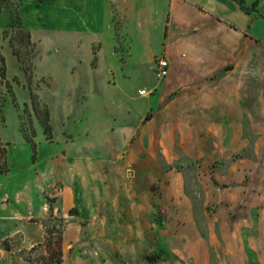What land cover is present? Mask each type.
<instances>
[{
	"label": "rangeland",
	"instance_id": "374dc122",
	"mask_svg": "<svg viewBox=\"0 0 264 264\" xmlns=\"http://www.w3.org/2000/svg\"><path fill=\"white\" fill-rule=\"evenodd\" d=\"M46 23L42 16L28 19L14 0H0V55L7 69L6 79L0 78V169L5 172L0 170V217L42 224L53 242L63 227L72 226L63 244L68 264H231L229 256L211 254L208 262L205 254L218 247L239 249L242 241L247 248L264 235L257 213L233 208L244 206L264 184V173L229 174L234 156L241 154L228 153L199 172L198 163L177 161L169 142L159 150L163 174L152 176L151 161L138 158L144 147H126L110 135L109 101L134 115L136 106L143 110L148 102L129 99L140 97V90L153 94L160 84L155 68L164 57L165 33L118 28L113 41L108 31L99 36L63 32L57 22L45 30ZM92 91L94 100L87 104ZM99 95L105 101H98ZM143 190L149 192L150 217L136 224L127 212L145 200ZM220 203L225 206L220 215L208 216L206 210L214 212ZM8 229L2 222L0 237ZM23 240L22 234L8 240L14 264H56L43 244L21 250ZM4 250L2 240L0 264ZM254 255L247 251L250 263Z\"/></svg>",
	"mask_w": 264,
	"mask_h": 264
},
{
	"label": "crops",
	"instance_id": "0c3cea01",
	"mask_svg": "<svg viewBox=\"0 0 264 264\" xmlns=\"http://www.w3.org/2000/svg\"><path fill=\"white\" fill-rule=\"evenodd\" d=\"M14 1L28 19L34 15L46 18L45 30L54 29L57 22L63 25L59 29L63 32L73 30L95 36L111 32L113 41L118 28L130 33L136 28L145 34L158 28L165 33L163 53L170 65L168 77L153 88V94L147 91L151 96L129 99L132 104L147 99L148 105L143 110L136 106L133 115L131 111H120L114 102L108 104L110 127H114L110 135L119 136L126 147L130 143L144 147L138 158L151 161L148 170L152 176L163 174L159 150L163 152L169 142L177 149L174 158L190 165L198 163L199 172L233 153L241 155L234 156L229 174L264 173V0H245L248 6L257 4L251 13L244 12L234 0ZM144 40L150 41L146 37ZM94 96L92 91L87 104L93 102ZM99 96L98 101H105L103 95ZM148 145L149 151L145 149ZM252 193L244 206L236 204L233 208L255 212L264 222V184H258ZM142 194L145 200L139 202L138 209L127 212L128 219L136 224H146L150 217L149 192L143 190ZM220 204L214 212L207 209L208 216L220 215L219 210L225 207ZM9 216L0 217V224L9 226L0 241L22 234L21 250L44 244L47 232L42 224H23ZM239 218L232 215L235 223ZM72 230L68 225L64 231V244ZM240 246L233 251L209 249L206 260L210 262L214 254L220 258L229 256L231 264H264L263 234L252 239L247 248L243 241ZM248 250L256 258L251 263ZM15 254L12 247L10 251L5 249L2 264H14ZM64 264H68L65 253Z\"/></svg>",
	"mask_w": 264,
	"mask_h": 264
},
{
	"label": "trees",
	"instance_id": "16d2710c",
	"mask_svg": "<svg viewBox=\"0 0 264 264\" xmlns=\"http://www.w3.org/2000/svg\"><path fill=\"white\" fill-rule=\"evenodd\" d=\"M234 1H236L241 6L242 10L246 13H251V12L256 11V7H257L256 3H254L252 6H248L247 3L245 2V0H234ZM14 55H17V54L14 53ZM20 63L22 64V67L25 65L21 59H20ZM0 64H2V66H0V78L6 79L5 78L6 72H7L6 61H5V58L2 57L1 55H0ZM32 101L35 102L33 96H32ZM43 123H44L45 134L50 137V128L48 125L49 124V116L48 115H46ZM49 137H48V139L50 140L51 138H49ZM28 142L32 144L34 152H35V147H34L35 143H33L31 140H28ZM0 170H1L2 174L5 173L2 169H0ZM50 210L51 211L53 210L51 205H50ZM64 230L65 229L63 227L62 231L57 233V238H56L55 242L52 241L53 239H52L51 234H50V236L47 235L46 241L43 244L46 248L47 255L49 256L50 261H55L56 264H64V252H63ZM4 248L8 251L11 250V246H10L8 240L4 241Z\"/></svg>",
	"mask_w": 264,
	"mask_h": 264
},
{
	"label": "built area",
	"instance_id": "2783aa9c",
	"mask_svg": "<svg viewBox=\"0 0 264 264\" xmlns=\"http://www.w3.org/2000/svg\"><path fill=\"white\" fill-rule=\"evenodd\" d=\"M169 72H170L169 61L165 57L160 58L156 62V68H155L156 78L160 81H163L168 77ZM147 95L150 94L146 90L139 91V96H147Z\"/></svg>",
	"mask_w": 264,
	"mask_h": 264
}]
</instances>
